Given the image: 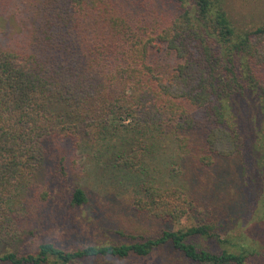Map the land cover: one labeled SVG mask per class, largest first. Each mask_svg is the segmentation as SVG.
I'll return each instance as SVG.
<instances>
[{
    "label": "trees",
    "instance_id": "obj_1",
    "mask_svg": "<svg viewBox=\"0 0 264 264\" xmlns=\"http://www.w3.org/2000/svg\"><path fill=\"white\" fill-rule=\"evenodd\" d=\"M24 1L34 9L25 44L0 48V217L16 221L10 206L55 143L80 147L85 138L121 136L111 166L130 178L158 137L177 142L200 168L241 155L245 173L250 159L264 174V19L241 21L229 0ZM256 181L243 184L245 197L254 185V199L261 195ZM141 191L132 209L159 222L148 232L114 229L125 242L68 250L44 242L36 254L4 244L0 264L119 262L162 251L184 258L175 264H264V246L235 235L237 212L225 217L178 187L145 183ZM88 203L75 187L70 206ZM187 218L190 225L163 226Z\"/></svg>",
    "mask_w": 264,
    "mask_h": 264
},
{
    "label": "rangeland",
    "instance_id": "obj_2",
    "mask_svg": "<svg viewBox=\"0 0 264 264\" xmlns=\"http://www.w3.org/2000/svg\"><path fill=\"white\" fill-rule=\"evenodd\" d=\"M229 1L234 14L241 21L246 22L243 15H249V18L252 15L256 20L264 19V1ZM24 2L0 0V48L19 49L25 44L34 9ZM159 58L165 61V65L172 63L164 51ZM158 139L163 141L154 144L137 173L131 175L133 178L111 166L113 148L120 144L119 135L109 136L106 139L109 143L102 139L85 138L80 147L64 142L55 143L43 160L42 167L26 184L27 190L10 206L16 221L12 216L0 217V245L9 246V250H19L20 254H36L39 244L44 242H54L66 250L79 244L125 242L112 231L148 232L152 224L157 226L159 223L151 219V215L132 209L135 195H143L141 184L152 183L159 188H181L191 197L201 200V206L209 202L217 210L220 207L225 217L230 214L232 219L237 218V212L240 217L236 219L235 235L250 233L264 246V226L260 227L261 222H258L264 219V174H255L256 169L252 167L250 159L246 165L250 169L247 173L243 170L241 155L218 158L213 167L200 168L193 164L191 154L184 148L182 150L177 142ZM193 140V144L198 143L197 146L202 142L197 134ZM255 179L258 181L255 183L260 184L261 195L254 199V185V189L246 192L245 197L243 184L253 183ZM75 187L85 190L89 198L87 205L77 208L70 206V194ZM44 193L48 194L47 200ZM201 206L198 207L201 209ZM205 213L203 211L202 215ZM225 217L218 218L225 222ZM191 221L187 218L174 225L163 226L177 229L190 225ZM228 225H233V222L230 221ZM19 229H23L28 236ZM179 257L178 254L162 251L145 258L132 257L119 262L95 258L74 264H175ZM181 259L184 260L183 257Z\"/></svg>",
    "mask_w": 264,
    "mask_h": 264
}]
</instances>
